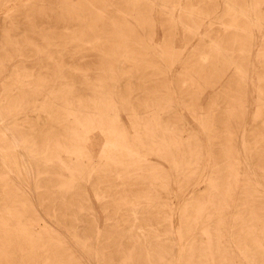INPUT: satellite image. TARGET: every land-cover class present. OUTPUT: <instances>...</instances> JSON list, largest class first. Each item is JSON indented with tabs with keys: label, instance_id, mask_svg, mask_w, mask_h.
<instances>
[{
	"label": "rangeland",
	"instance_id": "obj_1",
	"mask_svg": "<svg viewBox=\"0 0 264 264\" xmlns=\"http://www.w3.org/2000/svg\"><path fill=\"white\" fill-rule=\"evenodd\" d=\"M0 158V264H264V0H0Z\"/></svg>",
	"mask_w": 264,
	"mask_h": 264
},
{
	"label": "bare ground",
	"instance_id": "obj_2",
	"mask_svg": "<svg viewBox=\"0 0 264 264\" xmlns=\"http://www.w3.org/2000/svg\"><path fill=\"white\" fill-rule=\"evenodd\" d=\"M158 128V127H157ZM95 133V132H94ZM92 136V135H91ZM17 137V136H16ZM99 137H100V135H99ZM12 138V137H11ZM18 138V137H17ZM102 140V139H101ZM13 141H14V138H13ZM85 141V140H84ZM95 141V140H94ZM15 142V141H14ZM97 142V141H96ZM90 143V142H89ZM102 144V143H101ZM100 144V145H101ZM86 147V146H85ZM104 147V146H103ZM93 148V147H92ZM112 148V147H111ZM93 150V149H92ZM103 150V149H102ZM3 153V152H2ZM5 153V152H4ZM109 153V152H108ZM111 153V152H110ZM101 154H102V152H101ZM2 155V154H1ZM126 155V154H125ZM3 157H4V155H2ZM21 156V155H20ZM23 156V155H22ZM3 157H1L2 159H3ZM11 157V156H10ZM0 158V159H1ZM21 158V157H20ZM25 159V158H24ZM4 160H6L5 159V157H4ZM11 160V159H10ZM23 160V159H22ZM4 162V161H3ZM7 162H5V164H6ZM10 162H8L7 164H9ZM11 163H12V161H11ZM14 163V162H13ZM27 162H25V160H24V172L23 173H25V175H26V177H28V178H31V177H33L32 176V173H33V171L35 170L34 169V167H33V171H32V169H31V167L28 165V164H26ZM31 163V162H30ZM33 163V162H32ZM70 163V162H69ZM3 164V163H2ZM76 164V166H78V164L77 163H75ZM118 164V163H117ZM1 165V164H0ZM12 165V164H11ZM73 165V164H72ZM2 166V165H1ZM6 166V165H5ZM13 166H14V164H13ZM22 166H23V164H22ZM82 166V165H81ZM7 167H8V171L10 172V173H14V171H13V169L9 166V165H7ZM15 167V166H14ZM209 167V166H208ZM17 169V168H16ZM14 170H15V168H14ZM22 170V169H21ZM84 170V169H83ZM6 171H7V169H6ZM7 171V172H8ZM8 172V173H9ZM95 172V171H94ZM22 174V173H21ZM13 175H15V174H13ZM20 175V174H19ZM24 176V175H23ZM36 176V175H35ZM15 177V176H14ZM16 177H17V175H16ZM15 177V178H16ZM37 177V176H36ZM34 178V177H33ZM17 179V178H16ZM32 179V178H31ZM37 179V178H36ZM15 180V179H14ZM25 180V179H24ZM38 181V180H37ZM172 181V180H171ZM28 182V181H27ZM27 184H29V183H27ZM31 184H32V182H31ZM250 184V183H249ZM19 187V186H18ZM29 188H30V185H29ZM22 189V188H21ZM214 191V190H213ZM33 193V192H32ZM54 199V198H53ZM56 199H58V198H55V200ZM32 200V199H31ZM64 200H65V198H64ZM31 202V201H30ZM33 202V201H32ZM65 202V201H64ZM63 202V203H64ZM69 202V201H68ZM34 204V203H33ZM35 205V204H34ZM33 205V206H34ZM64 205V204H63ZM36 207V206H35ZM186 208H187V206H186ZM36 209V208H35ZM139 210H140V207H139V205H135L133 208H132V213H131V215H130V217L133 219L132 220V223L128 226V229L130 230V231H132V230H136L137 229V231L139 232L138 233V236H137V239L139 240V241H142L143 240V238H144V236L147 238L148 237V232H146L144 229H143V227L140 225V220H141V217H140V214H139ZM36 211H37V209H36ZM39 212V211H38ZM64 215V214H63ZM186 216V215H185ZM188 219H189V217L187 218V222H189L188 221ZM188 224V223H187ZM254 227L256 228V229H260L261 230V232H258V233H261V236L259 235V234H256V240H257V242H260V243H263L264 244V227H261L260 228V219H259V217H257V214L255 213V220H254ZM179 232V231H178ZM189 231H187V233H188ZM257 232V231H256ZM180 233V232H179ZM184 235L182 234L181 235V237H183ZM152 242V241H151ZM209 242V241H208ZM211 242H214V240H211ZM182 244H183V241H182ZM209 244V243H208ZM201 250V253L199 254V256L197 257V255L198 254H196V262H197V264H203V262L205 261L204 260V252L203 251H205V249H204V247L203 246H201V248H198V251H200ZM183 251V250H182ZM200 256H202L203 257V259L200 257ZM81 260V259H80ZM183 261V260H182Z\"/></svg>",
	"mask_w": 264,
	"mask_h": 264
}]
</instances>
